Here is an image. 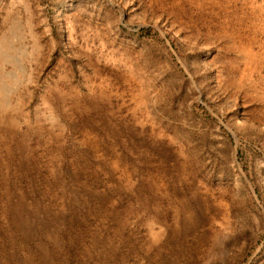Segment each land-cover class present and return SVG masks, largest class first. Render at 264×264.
I'll return each mask as SVG.
<instances>
[{
  "label": "rangeland",
  "instance_id": "1",
  "mask_svg": "<svg viewBox=\"0 0 264 264\" xmlns=\"http://www.w3.org/2000/svg\"><path fill=\"white\" fill-rule=\"evenodd\" d=\"M0 264H264V0H0Z\"/></svg>",
  "mask_w": 264,
  "mask_h": 264
},
{
  "label": "bare ground",
  "instance_id": "2",
  "mask_svg": "<svg viewBox=\"0 0 264 264\" xmlns=\"http://www.w3.org/2000/svg\"><path fill=\"white\" fill-rule=\"evenodd\" d=\"M78 109V108H77ZM76 110V109H75Z\"/></svg>",
  "mask_w": 264,
  "mask_h": 264
}]
</instances>
